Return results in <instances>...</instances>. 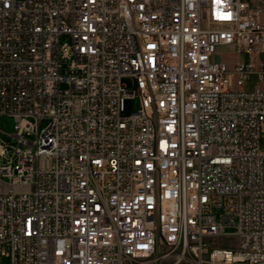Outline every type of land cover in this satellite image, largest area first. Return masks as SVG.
<instances>
[{
	"label": "built area",
	"instance_id": "obj_1",
	"mask_svg": "<svg viewBox=\"0 0 264 264\" xmlns=\"http://www.w3.org/2000/svg\"><path fill=\"white\" fill-rule=\"evenodd\" d=\"M1 116L0 264H264V0H0Z\"/></svg>",
	"mask_w": 264,
	"mask_h": 264
},
{
	"label": "rangeland",
	"instance_id": "obj_2",
	"mask_svg": "<svg viewBox=\"0 0 264 264\" xmlns=\"http://www.w3.org/2000/svg\"><path fill=\"white\" fill-rule=\"evenodd\" d=\"M250 2L252 4H257L258 0H250ZM125 82L129 84L130 87H132V82L130 80H125ZM63 87H67V85L63 84ZM125 107H126L127 112L137 110L139 107L138 98L127 99ZM0 129L6 133V134L5 133L1 134V141H10L11 137L8 134H11L14 131V118L11 116H1L0 117ZM263 145H264V140H263ZM228 231H230V229ZM220 244L235 245V241L230 240V239H221ZM170 263L171 261L166 260L163 263H157V264H170ZM134 264H144V261L135 262Z\"/></svg>",
	"mask_w": 264,
	"mask_h": 264
}]
</instances>
